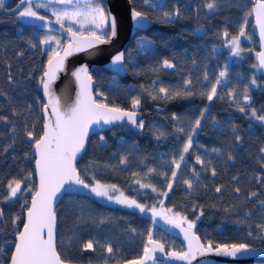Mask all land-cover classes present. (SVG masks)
Segmentation results:
<instances>
[{"label": "trees", "instance_id": "obj_1", "mask_svg": "<svg viewBox=\"0 0 264 264\" xmlns=\"http://www.w3.org/2000/svg\"><path fill=\"white\" fill-rule=\"evenodd\" d=\"M14 1L10 0L0 9V115L7 116L12 122L7 125L0 122V185L13 176L33 171L32 148L24 136V124L36 123V131L39 133L41 124L37 122V117L40 112L39 105L35 103L40 95L37 78L40 65L47 59L46 56L40 55L38 49H31L28 44L30 39L37 43V38L43 37L47 30L18 20L12 12H4ZM177 2L181 5L180 19L165 23L162 14L150 13V25L144 30L136 31L128 39L123 51L131 53V57L124 65V75H117L99 65L90 68L94 93H103L102 96L96 97L98 101L130 108L131 97L141 96L142 105L138 111L145 127L132 128L120 122L91 134L86 143V151L81 153L76 161L77 167L88 183L95 179L101 183L116 184L126 195L134 196L140 203L147 206L153 204L155 196L152 192L137 189L134 181L139 179L142 183H152L159 192L167 190L161 177L145 178L143 173L148 167L165 171L167 162L173 156L179 155L175 137L180 134L174 132L172 113L175 112L182 118V126L190 127L199 110L209 103L206 97L199 95V92L204 90V73L207 72L210 82H214L219 71L227 65V85L218 89L224 99L212 102L207 122L194 137L195 142L204 145V148H196L189 158V163L194 164L195 154L203 156L205 149L211 153L212 148H221L224 153L221 157H207L212 160L218 175L213 178L210 172L202 173L201 186L191 195H186L183 186H178L167 198H160L163 200V208L180 211L190 220L199 214V209L195 213L192 212L193 204L202 206L204 215L196 222L197 227L194 230L201 240L211 234L210 240L214 243L247 242L251 246L264 248V241L255 238L259 234L257 226L264 223V212H261L258 203L244 199L251 191L260 192V199H264V187L254 180L256 174L261 171L257 161L260 157L259 149L264 146V126L251 121L252 127L249 128L250 121L227 97V92L232 88L237 93H243L247 88L252 97V107L260 109L264 106V75L253 68L257 51L255 38L249 45L241 40V48L244 51L239 58H233L220 35L225 28L232 35L238 34L244 13L251 8V0H224L220 11L215 14H206L203 8L204 0H168L170 5ZM130 4L132 7L143 8L140 0ZM251 27L252 17H249L247 35L252 34ZM145 41L151 42V49L147 53L139 48V43ZM17 52H24V55L18 57ZM164 58L173 60L177 68L153 71L158 61ZM193 60L196 61L195 64L192 63ZM9 73L14 77L12 84L8 81ZM29 73H32L34 78L29 79ZM189 77L194 82L196 95L172 101H153L140 87L150 86L154 80L175 86ZM253 78L256 80L255 85L251 83ZM29 104L33 105L31 112L27 108ZM13 108L20 114L14 116ZM212 117L220 122L218 126L212 124ZM13 124L16 127L15 144L7 153H3L2 149L10 143L7 130ZM233 125L237 126L243 138L239 145L235 143L231 133ZM160 133L165 135L157 139ZM101 135L105 137L104 141H100ZM228 153L234 156V161H227ZM25 154L29 157L27 160ZM122 157H127L128 165L119 163ZM195 166L200 168L199 165ZM21 169L24 170L23 173ZM134 172L140 175L133 176ZM235 175L241 177L239 185L232 181ZM31 182L35 184L34 175ZM221 184L224 188L218 194L215 187ZM237 186L243 190L239 198L232 191ZM4 191L0 186V195H3ZM25 196L28 199L30 194L26 193ZM22 205L23 198L11 206L0 204L6 214L5 222L0 224V246H4L5 240H13L10 224L12 217L20 215V227L26 207ZM56 210L58 251L67 255L74 263L88 264V258L93 254H80L78 248L82 242L92 238L110 240L121 249V255L110 262L134 258L142 253L149 229L152 230L153 237L165 243L166 248L182 249L179 241L163 229L160 222L162 218L156 219L153 224L150 212L147 215L135 209L105 203L88 192L63 195ZM245 212H250L251 217L245 218ZM99 218H106L107 222L98 228L96 223ZM132 228L136 229L135 234L130 231ZM249 231L253 232V237L247 236ZM70 239L73 241L71 245ZM7 247L10 250L11 245ZM5 259L7 257L0 256V262ZM93 264H102L99 254H96ZM238 264L264 263L247 261Z\"/></svg>", "mask_w": 264, "mask_h": 264}, {"label": "snow or ice", "instance_id": "obj_2", "mask_svg": "<svg viewBox=\"0 0 264 264\" xmlns=\"http://www.w3.org/2000/svg\"><path fill=\"white\" fill-rule=\"evenodd\" d=\"M135 3V0H130ZM143 8L131 7V19L139 26L149 19L150 13H160L163 22L171 23L182 16L181 5L177 2L169 4L168 0H140ZM224 0H204L203 8L206 14H215L220 11ZM55 5H74V0H18L15 8L9 9L18 20L30 24L33 27L43 28L47 33L43 37L37 38L38 42L28 41L31 49H38L40 55L46 56L47 59L40 65L37 86L39 93L35 103L39 105L40 116L37 122L41 124L39 133L36 131V123L29 125L24 124V136L34 151V172L28 171L24 175H16L0 185L5 191L0 195V204H11L18 202L23 198V205L26 207V219L23 221V227L20 229V215L11 218L10 224L13 229V240L4 241V246H0V256L7 259L0 264H74V261L67 255L58 251L57 247V210L55 204L63 195H71L79 192L81 189L88 190V193L94 197L105 199L106 201L122 205L128 209H138L140 213L151 212L152 222L156 223V217L161 216L166 224L178 228L183 233L184 240L187 241L186 251H166L165 243L161 240L154 239L151 229L147 232V240L143 245L142 253L131 259L124 260V264H157V253L163 254L169 261H183L191 264L198 255L207 257L210 254L216 256L238 258L242 254L255 251L247 242L237 243H214L212 240L202 242L201 237L194 231L197 227L196 222L204 215L202 206L193 204L192 212L199 209V214L195 219H189L180 211H174L173 208H163V200L160 201L161 209L157 211L156 205L150 208L140 203L134 196L126 195L116 184L101 183L95 180L88 183L82 177L80 169L77 167V157L86 151V143L89 139V132L92 126L100 124H113L117 121H127L129 124L139 129H144L145 122L139 118L138 110L141 108L142 99L140 95H134L130 100V110L122 107L100 102L97 96L103 93L93 91V76L87 64L75 68L71 71V77L75 83L74 98L71 103L65 106L62 98L57 95L54 85L60 78L61 73L68 71L66 61L74 53L89 52L97 49L99 45L111 44L117 37V20L103 3V0H90L83 7L77 2L71 8H57ZM5 7V0H0V9ZM44 9L51 13V17L42 14L39 10ZM255 18V25L259 29V38L261 50L256 52L257 64L253 68L257 70L264 69V0H254L253 6L244 13L243 20L239 24L238 34L232 35L225 28L220 35L225 45L230 49V55L240 57L244 49L241 48V38L251 39L246 34V27L249 25V17ZM65 21L68 22L66 25ZM36 22H42L38 25ZM59 25L62 30L61 35H52L54 31L52 25ZM73 25L78 27L74 28ZM67 38L64 39V34ZM140 50L148 52L151 49V42L145 41L139 43ZM251 51V49H249ZM94 54V53H91ZM18 57H22L24 52H17ZM131 53L125 51H116L111 56V66L114 72L123 71L124 65L130 59ZM196 63L195 60L192 61ZM11 65H9V68ZM177 64L173 60L164 58L158 61L153 67V71L165 69H176ZM29 79L34 78L29 73ZM227 65L221 69L215 77L214 82H210L207 72L204 73L202 91L199 92L201 97H206L209 102L199 110L191 126L185 128L180 124L181 117L177 113H172L171 120L174 122V132L179 146V155L173 156L167 162V170L158 171L155 167H148L143 173L145 178L161 177L166 184V191L159 192L152 183H142L137 179L135 184L140 189H151L152 192H159V195L167 198L169 193L173 192L178 186H183L186 195H191L198 191L202 183V173L210 172L211 177L218 175L216 167L213 166L212 160L207 158L209 155L221 157L224 155L221 148H212L211 153L205 149V155L195 154L194 164L189 163V158L193 155L196 148H204V145L197 144L194 137L197 131L202 129L207 122V114L210 113V105L216 99H224L218 89L227 85ZM10 84L14 83V77L8 74ZM210 83V87H209ZM256 84L255 78L251 81ZM70 86H66L65 92L68 93ZM142 91L147 94L153 101H172L179 98H186L196 95L193 80L183 79L182 83L172 86L167 85L159 80L151 82L150 86L141 85ZM2 95V93H0ZM230 103L236 105L237 110L243 114L250 122L248 127H252L251 121L258 122L264 126V106L260 109L252 107V97L248 94L247 88L243 93H237L232 88L227 92ZM28 111L33 110V105L27 106ZM20 113L13 108V115ZM0 122L3 124L12 123L7 116L0 115ZM219 121L212 117V124L219 125ZM10 134V143L2 149L7 153L15 144L16 127L13 126L7 130ZM231 133L235 138V143H242V136L239 134L237 126L231 127ZM165 133H160V136ZM183 136V139H181ZM100 141L105 137L100 136ZM260 157L258 163L261 171L256 174L254 180L257 184L264 187V146L259 149ZM29 157L25 154V159ZM231 153L227 154V161H234ZM121 165H128L127 157H122L119 161ZM195 165H199L197 169ZM190 169V171H187ZM24 172L23 169L20 170ZM187 171V174L185 172ZM38 177V184H32L33 175ZM133 176H139L140 173L134 172ZM206 178V177H205ZM232 181L239 185L241 177L235 175ZM224 185L215 187L216 193H221ZM232 191L239 198L242 193L241 187H234ZM26 193L31 195V200L27 199ZM118 193V194H114ZM255 198V199H254ZM245 201L258 203L261 212H264V199H260V192L251 191L245 197ZM227 211V209H226ZM5 209L0 207V224L5 222ZM245 218H250L251 213L245 212ZM107 222L106 218H99L96 226L99 228ZM259 234L255 237L264 241V223L257 226ZM136 233V229H130ZM248 237H253L252 231L247 233ZM73 241L70 239L69 244ZM8 245H11L10 250ZM80 254L92 253L88 258V264H93L96 254L102 264H110V261L116 260L121 255V249L110 240L88 239L80 244L78 248ZM118 264V261H117ZM207 264V262H206Z\"/></svg>", "mask_w": 264, "mask_h": 264}, {"label": "water", "instance_id": "obj_3", "mask_svg": "<svg viewBox=\"0 0 264 264\" xmlns=\"http://www.w3.org/2000/svg\"><path fill=\"white\" fill-rule=\"evenodd\" d=\"M90 0H74V2H86ZM104 6L111 11L112 15L116 17L117 20V31L118 35L115 37L111 44L108 45H99L97 49L89 50V52H80V53H74L72 56H69L66 61V67L68 69L67 72L61 73L60 78L57 80V82L54 85V89L57 93V95H60L62 98V103L67 106L69 103H71V99L74 98V90H75V83L73 78L71 77V71H73L75 68L81 66L82 64H87L89 69L94 65L102 66L103 68L117 74V75H124L125 74V67L123 68V71L120 72H114L112 70L111 66V56L115 54L116 51H123L124 47L128 41L129 38H131L136 31L138 30H144L146 29L151 21L148 19L147 21L143 22V26H139L136 22H134L131 19L130 16V9L131 4L129 0H103ZM18 3V0H15L13 5L10 6L7 9H4V12L9 13L11 12L9 9L15 8L16 4ZM251 7L253 6L254 0H251ZM252 35L255 38V44L257 51L261 50V43L259 38V29L255 25V18L252 17V27H251ZM65 38H67V34L65 33ZM94 53V54H91ZM255 62L258 63L255 55ZM261 74L264 75V69L259 70ZM66 86L69 87L68 93L65 92ZM94 87V83H93ZM42 96V93H40ZM101 102V101H100ZM109 106H113L110 105ZM130 110V108H124ZM139 112V111H138ZM140 112H139V118H140ZM124 122L131 126L132 128H136L135 126L129 124L126 120L125 121H117L113 124H100V125H93L92 129L89 132V136L93 133L100 132L104 129L109 128L110 126ZM33 154V172H34V151L32 149ZM81 155V154H80ZM80 155L77 157V160L79 159ZM35 178V184H38V177L34 174ZM34 184V185H35ZM86 193V189H81L79 192H75V194H83ZM61 198H59L55 204V207L57 206V203L59 202ZM29 202L31 200V195L28 198ZM27 207V206H26ZM26 207L23 210V218L22 223L20 225V229L23 227V221L26 219ZM162 227L164 230H166L171 236L175 237L182 249L177 250L173 248H166V251H186L187 250V241L184 240L183 233L180 232L178 228H174L172 225L166 224L163 220V218L160 220ZM13 236V234H12ZM14 238V237H13ZM154 239H157L154 237ZM159 240V239H158ZM251 246V245H250ZM255 251H251L246 254L240 255L238 258H231V257H224V256H216L214 254H210L207 257H201L197 256L194 260H192L191 264H238L240 262H247V261H261L264 263V248L262 247H255L251 246ZM157 264H186V262L183 261H169L163 254L157 253ZM131 259V258H129ZM126 260V259H125ZM78 264V263H74ZM110 264H117V262H110ZM118 264H124V260L118 261ZM151 264V262H149Z\"/></svg>", "mask_w": 264, "mask_h": 264}, {"label": "rangeland", "instance_id": "obj_4", "mask_svg": "<svg viewBox=\"0 0 264 264\" xmlns=\"http://www.w3.org/2000/svg\"><path fill=\"white\" fill-rule=\"evenodd\" d=\"M10 0H5V3H7V2H9ZM88 2H90V1H86V2H78L79 3V5L81 6V7H83L86 3H88ZM77 2H74V5L76 4ZM74 5H55L57 8H65V7H67V8H71V7H73ZM42 14H44V15H47V16H49L51 19H53L54 20V17H51V13L50 12H47V11H45L44 9H40L39 10ZM39 23H42V22H36V24L38 25ZM65 23H66V25L68 24V22L67 21H65ZM52 27H53V29H54V31L52 32V33H50V34H52V35H57L58 37L61 35V32H62V30H60L59 29V25H57V24H53L52 25ZM73 27L74 28H76V27H78V26H76V25H73ZM45 34H49V33H47V31L45 32ZM44 34V35H45ZM248 36H250L251 37V39H245V38H241V40L244 42V44H246V45H249L250 44V42L253 40V38H254V36L251 34V35H248ZM64 39H66L65 38V34H64ZM229 49V48H228ZM229 51H230V49H229ZM233 57V56H232ZM233 58H239V57H233ZM94 181H92V182H90V183H93ZM136 188L138 189L139 188V185H137L136 184ZM120 189V188H119ZM140 189V188H139ZM121 190V189H120ZM140 190H149V191H151L152 192V190L149 188V189H140ZM121 191H123V190H121ZM86 192H88V190H86ZM124 192V191H123ZM114 194H118V193H114ZM152 194H153V196H155L154 198H155V202L153 203V204H151V205H149L148 207L150 208L152 205H156V207H157V211H160V209H161V205H160V201H161V195H159V193L157 194V192H152ZM97 198V197H96ZM97 199H99L100 201H102V202H105V203H109V204H115V203H113V202H110V201H106L105 199H102V198H97ZM118 205V204H117ZM120 206H122V205H120ZM135 210H138V209H135ZM139 211V210H138ZM149 213V212H148ZM148 213H144V214H147L148 215ZM151 213V212H150ZM160 218H162L161 216H157L156 217V219H160ZM164 237H166L167 238V236L166 235H163ZM210 236H211V234H209L207 237H202V242H207L208 240H210Z\"/></svg>", "mask_w": 264, "mask_h": 264}]
</instances>
